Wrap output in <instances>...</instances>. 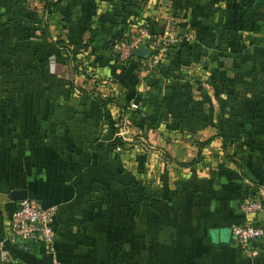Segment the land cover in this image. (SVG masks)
I'll use <instances>...</instances> for the list:
<instances>
[{"label":"crops","instance_id":"1","mask_svg":"<svg viewBox=\"0 0 264 264\" xmlns=\"http://www.w3.org/2000/svg\"><path fill=\"white\" fill-rule=\"evenodd\" d=\"M41 4L0 0V259L52 264L39 241L30 251L9 241L19 202L9 194L23 189L57 208L60 264H264V237L248 258L229 228L264 226V212H239L250 190L264 201V0ZM171 14L180 25L166 63L117 68L121 35L159 33ZM58 35L91 50L110 85L97 88L128 104L123 115L68 86ZM121 126L142 149L114 132Z\"/></svg>","mask_w":264,"mask_h":264},{"label":"built area","instance_id":"2","mask_svg":"<svg viewBox=\"0 0 264 264\" xmlns=\"http://www.w3.org/2000/svg\"><path fill=\"white\" fill-rule=\"evenodd\" d=\"M178 23L176 18L168 15L163 18L162 30L159 33H150L146 27L131 32L126 39L120 40L115 46L119 60L126 61L134 56L133 50L147 46L149 53L143 60V70H154L164 60L171 42L176 38ZM239 209L244 215H256L264 212V201L252 196L245 199ZM56 211V206L43 207L36 199L20 200L11 214L10 243L27 249L24 243L39 241L52 264H60L55 249ZM229 228L245 257L252 258L258 254L256 241L264 237V226L249 221H233ZM0 264L18 263L13 258L5 257L0 259Z\"/></svg>","mask_w":264,"mask_h":264},{"label":"trees","instance_id":"3","mask_svg":"<svg viewBox=\"0 0 264 264\" xmlns=\"http://www.w3.org/2000/svg\"><path fill=\"white\" fill-rule=\"evenodd\" d=\"M59 2H60V0H44V4L42 6V9H43V11L45 13H51L57 7ZM170 16L176 18L173 14H171ZM35 23H36V25L40 26V30H42V34L44 36H47V37L50 36V33L48 31V22L45 21L42 16L41 17H36L35 18ZM162 25H163V22H162ZM178 25H180V21H179ZM161 30H162V27H161ZM129 34L130 33L121 35V37L116 41V43L114 45L113 53H114V56H115L114 58L116 60V63L118 64L117 68L123 69V70L124 69H130L133 72L134 71H142V69H143V60L145 59V57L133 56V57L129 58L126 61H120L119 58H118V55H117V53L115 51L116 44L120 40L126 39ZM53 42H54L55 47L59 51L60 59L62 60L63 64H65V65H69L70 64L71 70L74 73V75L83 76L85 80H89L90 79V80H93L94 83H95V85L93 87L85 88L83 86L77 85L72 80V81H70L71 82V86L70 87L72 88V90L76 91L77 93H81L83 95L94 96L95 100L97 101V103L100 106L107 105V104H114L120 109V114L123 115L124 112L128 108V104L121 105L115 97L103 94V92L97 88V86L101 82V79L98 78V75L95 72V65L93 64L92 60L88 61L87 63H81L80 59H78L79 57H77V55H79L80 53H83V52L86 53L85 56L88 57L89 55H91V50H89L87 48V46H85V45L79 46V48H75L70 43H68L67 41L62 39L59 35L57 36V38ZM171 47H172V45L170 44L169 50H168L164 60L159 65H157L155 67V69L160 68L161 66H163L166 63L167 58H168V56L170 55V52H171ZM85 56H83V57H85ZM79 64L80 65L82 64V67H79L80 66ZM139 95L140 94L137 93L138 97H139ZM114 132H117L116 129H114ZM121 143H122L121 138L116 136L115 137V144L121 145ZM250 191L245 193L243 199L239 203V206L245 199L254 196V194L251 193ZM239 212H240V209H239ZM233 221H236V220H232L230 223H232ZM237 221H241V220H237ZM32 244H35V243H33V242L24 243V246H26L27 249H23L22 247L21 248L23 250H25V251H30L31 247H32ZM15 261L18 264H22V263H20L17 260H15Z\"/></svg>","mask_w":264,"mask_h":264},{"label":"rangeland","instance_id":"4","mask_svg":"<svg viewBox=\"0 0 264 264\" xmlns=\"http://www.w3.org/2000/svg\"><path fill=\"white\" fill-rule=\"evenodd\" d=\"M41 5H42L41 4V0H34V8H36V9L41 8ZM37 31L39 32L40 30H37ZM38 34L39 33H36V35H38ZM50 41H53V39H51V40H44V42H46L47 45L50 44ZM85 54L86 53L83 52V53H80L79 55H77V57H79L78 59H80V62L81 63H87L88 61L92 60L91 55H89L88 57H86ZM83 56H85V57H83ZM64 65L62 67L61 76L62 75L65 76L64 77L65 82L68 84V86H71V82H70L69 78H73V77H75V75H74V73L71 70L70 64L69 65H65V66ZM79 67H82V64ZM82 79H83L82 81L84 83L81 82L82 83L81 85H83V87H85V88H91V87H93L95 85V83H94L93 80H90V79L89 80H85L83 76H82ZM103 80L105 81V79H101V82L99 83V85H101V86H110L109 83L102 82ZM80 81H81V78H78L77 79V83H80ZM78 85H80V84H78ZM108 88L110 89V87H108ZM104 91H107L106 88H104ZM111 91H112V88H111ZM123 126H121L119 130H117V135H119L122 138L123 137H127L128 139H130V142H132V143L133 142H136L137 143L138 139H135V137L138 135V131L137 130H133V129H130L129 130V128H128L129 125L128 126H125V128ZM122 132H123V134H120ZM116 146L121 149V146H119L117 144H116ZM136 147H137V149H142L143 148V147H140L138 143L136 144ZM134 148H135V146H132L131 145L130 149H134ZM231 148H232V146H231ZM154 152H156V150L153 148L151 153H154Z\"/></svg>","mask_w":264,"mask_h":264},{"label":"water","instance_id":"5","mask_svg":"<svg viewBox=\"0 0 264 264\" xmlns=\"http://www.w3.org/2000/svg\"><path fill=\"white\" fill-rule=\"evenodd\" d=\"M149 50L147 46H142L138 49L133 50V55L136 57H145L148 55ZM9 197L12 201H20L27 198V191L26 190H13L10 192Z\"/></svg>","mask_w":264,"mask_h":264}]
</instances>
